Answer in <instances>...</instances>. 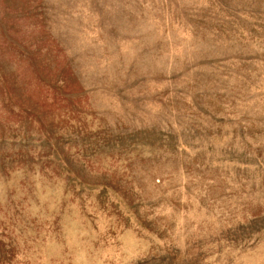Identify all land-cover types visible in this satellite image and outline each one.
Wrapping results in <instances>:
<instances>
[{
    "label": "rangeland",
    "instance_id": "1",
    "mask_svg": "<svg viewBox=\"0 0 264 264\" xmlns=\"http://www.w3.org/2000/svg\"><path fill=\"white\" fill-rule=\"evenodd\" d=\"M0 264H264V0H0Z\"/></svg>",
    "mask_w": 264,
    "mask_h": 264
}]
</instances>
